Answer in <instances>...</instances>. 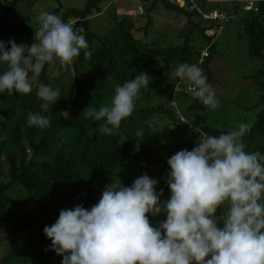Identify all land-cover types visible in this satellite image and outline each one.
<instances>
[{
  "label": "trees",
  "instance_id": "1",
  "mask_svg": "<svg viewBox=\"0 0 264 264\" xmlns=\"http://www.w3.org/2000/svg\"><path fill=\"white\" fill-rule=\"evenodd\" d=\"M23 1L32 6L40 0H0V40L6 44L9 40L29 46L33 43L38 23L30 27L17 19L18 5ZM55 1L60 5L51 13L57 15L62 10V4L61 0ZM85 1L84 9L67 10L63 13V20H73L74 28L83 29L88 42L87 51L91 55L85 57L84 51H81L71 69L66 68L72 70L75 94L67 95L68 99L61 96L48 112L43 113L50 117V126L43 129L29 127L27 116L41 111L42 101L36 96L38 85H52L54 79L66 75L61 65L58 73H54L52 62L46 64L38 76L30 74L33 90L29 94L0 93V116L4 117L0 120V230L6 237L0 264H61L62 257L51 250V241L43 231L45 226H51L58 219L61 209L76 205L90 208L114 179H119L124 186H131L145 173L158 180L156 190H164L163 202L170 196L164 179L170 171L168 158L180 150L191 151L196 147L199 135L218 136L229 132L210 125L202 126L199 131L191 129L179 113L166 108L163 103L139 106L141 100L151 101L168 96L164 75L170 74L172 68L180 63L197 64L207 82L215 86L214 63L223 55L216 41L225 28L218 32L216 24L206 21L188 4L182 6L176 0H151L149 13L162 3L167 11L186 19L187 34L182 44L161 47L157 41L143 50V45L133 33L134 25L128 18L118 20L106 36L94 35L89 28V17L95 12L100 13L102 4L110 0ZM238 1L234 0L232 12L218 8L203 10L205 13L218 10L227 15H237L244 6ZM258 9V13L250 11L238 15L231 24L239 25L241 31L237 33L241 39L244 35L248 38L250 58L260 61L259 68L249 79L260 92L256 108L263 107V110L256 123L248 128L243 141L255 146L257 152L264 155L263 2L258 3ZM151 23L152 18L139 31L147 33ZM204 23L206 26H203ZM196 32L209 42L208 48H196L193 44ZM157 60H160L159 68L155 72L153 65ZM3 70L4 66L0 65V72ZM141 72L147 73L150 79L148 87L140 90L135 111L122 121L115 135H102L99 122L85 118L84 110L88 107L98 110L115 86L130 81ZM185 93L191 94L189 90ZM190 109L205 111L208 108L195 99ZM158 114L165 115L175 125L185 127L186 134L183 132L178 141L169 140L171 134L176 137L173 130L164 137L163 130L154 120ZM137 130H143L144 135L137 137ZM121 137L125 139L121 141ZM136 140L141 141L138 151L134 147ZM5 163L9 164L8 174L3 171ZM18 184L25 194L14 198L9 192ZM165 219L163 213L149 216L154 226Z\"/></svg>",
  "mask_w": 264,
  "mask_h": 264
},
{
  "label": "clouds",
  "instance_id": "2",
  "mask_svg": "<svg viewBox=\"0 0 264 264\" xmlns=\"http://www.w3.org/2000/svg\"><path fill=\"white\" fill-rule=\"evenodd\" d=\"M37 20L30 46L0 40V93L29 94L30 74L38 76L54 61L71 63L81 51L91 55L82 28L46 11ZM171 75L184 81L206 108L219 106L197 64L180 63ZM149 79L141 72L115 86L98 110H84L85 118L99 122L102 135H115L135 111ZM36 96L41 111L29 113L27 124L47 128L50 117L43 113L58 101L61 90L40 83ZM247 131L248 125L241 123L218 136L199 135L191 151L180 150L168 158L170 171L164 179L170 196L163 202L164 190H156L158 180L145 173L131 186L114 179L90 208L61 209L58 219L43 230L51 250L62 257L61 264H264V155L245 150ZM143 135V130L136 131L137 137ZM136 141L138 151L141 141ZM161 213L166 219L153 226L149 216Z\"/></svg>",
  "mask_w": 264,
  "mask_h": 264
},
{
  "label": "rangeland",
  "instance_id": "3",
  "mask_svg": "<svg viewBox=\"0 0 264 264\" xmlns=\"http://www.w3.org/2000/svg\"><path fill=\"white\" fill-rule=\"evenodd\" d=\"M205 1L207 2L205 3ZM197 2L207 11L217 8L226 12L234 10V0H197ZM238 2L241 3L242 0ZM85 3V0H61L62 10L57 15L63 19L64 12L69 9L82 10L85 7ZM151 4V0H110L104 2L101 12H95L89 17L90 31L96 36L104 37L115 27L118 20L128 18L134 25L133 33L139 43L143 45V50H146L147 45L157 41L161 47L182 44L184 36L187 34L186 19L183 16L176 15L174 12L167 11L162 3L157 4L153 11L149 13L148 9ZM59 5L55 0H40L32 4V6L23 1L18 5L17 19L19 21L23 20L27 26L34 27L38 23L37 17L41 12L51 13ZM139 7L144 10V14L141 16L136 14ZM149 14L150 16L148 17ZM150 18H152V23L149 31L147 33L139 31V29L146 26ZM70 22L73 23V20H70ZM203 26H206V24L204 23ZM238 26V24H231V22L225 24L223 27L225 28L224 33L216 41L217 48L223 55L216 59L213 69L215 86L212 87L219 100V106L215 110L208 108L205 111H194L190 109L195 99L191 94L185 93L188 90V85L171 75L177 66L172 68L170 74L164 75V87L168 92V96L153 98L151 101L141 100L139 106L142 107L149 104L155 106L163 103L166 108L179 113L185 119L187 125L194 130L210 125L219 130L231 131L237 129L241 123L247 124L248 128H251L263 110V107L256 108L260 92L257 86L249 79L259 68L260 61L250 58L248 54L249 40L245 35L243 39L239 37L237 32L241 30H239ZM193 44L199 49L208 48L210 45L198 32L193 35ZM205 51L207 53V50ZM73 62L62 65L59 61H54L52 66V69L55 70L54 73L60 72L59 65L66 70L65 76L52 81L54 88H59L62 98L66 99H68V96L75 94L76 90L73 76H71L72 70H70ZM159 62L160 60H157L153 65L155 72L159 68ZM68 67L70 69H66ZM154 120L160 129L163 130L164 137L169 136L172 130L176 131V137L171 134L169 137L170 141H178L182 135L186 134L187 130L185 127L175 125L165 115L158 114ZM183 132L184 134H182ZM243 143L247 152H257L255 146L249 145L246 141H243ZM8 170L9 164L5 163L3 167L4 173L8 174ZM9 194L14 198H19L25 194V191L18 184ZM221 212L222 209L218 210L216 215L219 216ZM0 236V254H3L6 237L1 230Z\"/></svg>",
  "mask_w": 264,
  "mask_h": 264
},
{
  "label": "built area",
  "instance_id": "4",
  "mask_svg": "<svg viewBox=\"0 0 264 264\" xmlns=\"http://www.w3.org/2000/svg\"><path fill=\"white\" fill-rule=\"evenodd\" d=\"M176 2L182 6L186 4L190 5L191 9L197 11L198 14H200L206 21H211L213 24H216L218 32H220L225 24L234 21L238 15H242L244 12L250 11L258 13V3H264V0H242L244 6L242 11H239L237 15H227L226 13L218 10H214L211 13H205L203 8L198 4L197 0H176ZM136 14L141 16L144 14V10L139 7ZM204 56H207V54L205 53Z\"/></svg>",
  "mask_w": 264,
  "mask_h": 264
}]
</instances>
